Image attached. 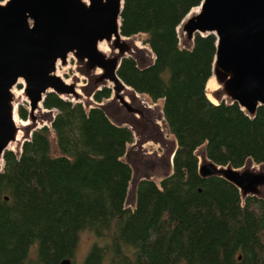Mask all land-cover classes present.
Listing matches in <instances>:
<instances>
[{"label": "trees", "instance_id": "1", "mask_svg": "<svg viewBox=\"0 0 264 264\" xmlns=\"http://www.w3.org/2000/svg\"><path fill=\"white\" fill-rule=\"evenodd\" d=\"M203 0H124L121 33L143 37L155 60L122 61L120 79L152 103L162 102L177 142L173 174L142 181L134 208L126 201L134 134L99 107L46 96L56 111L0 171V264H60L83 233L97 241L83 264H264V200L243 199L222 178L202 179L197 150L219 166L264 165V108L251 118L238 104H214L206 86L217 50L214 35L184 48L177 32ZM103 88L94 100L110 99ZM27 119V112L19 109ZM54 136V138H52Z\"/></svg>", "mask_w": 264, "mask_h": 264}, {"label": "water", "instance_id": "2", "mask_svg": "<svg viewBox=\"0 0 264 264\" xmlns=\"http://www.w3.org/2000/svg\"><path fill=\"white\" fill-rule=\"evenodd\" d=\"M123 8L124 0L0 2V169L6 151L22 152L31 140L36 130L31 131L37 126L36 112L48 94L77 103L85 99L77 83H68L57 73L59 63L66 66L71 56L88 79L87 96L111 89L109 113L118 115L114 124L133 128L138 136V155L141 146L164 137L159 116L118 75L124 59H134L141 68L153 63L145 48L122 35ZM177 32L186 45L194 44L197 35L216 37L212 67L216 85L211 88L207 83L206 90L217 103L208 98L214 104H238L247 116L256 117L258 109L264 108V0H203L182 20ZM102 43L109 46V52L100 49ZM20 81L25 85L24 94L16 96ZM24 97L30 104L29 126L18 123V104ZM101 109L108 116L105 108ZM176 151L171 159L173 166ZM254 165L250 160L240 169L219 166L205 152L199 162V175L202 179L226 180L243 199L264 200V165ZM144 180L150 179L141 177L136 198ZM60 264L73 263L65 259Z\"/></svg>", "mask_w": 264, "mask_h": 264}, {"label": "rangeland", "instance_id": "3", "mask_svg": "<svg viewBox=\"0 0 264 264\" xmlns=\"http://www.w3.org/2000/svg\"><path fill=\"white\" fill-rule=\"evenodd\" d=\"M6 0H0V2H5ZM132 40H135L137 44L140 47L145 48L147 52V57L153 62L154 61V55L152 54L150 48L148 46H145L143 44V37H132L130 38ZM181 45L184 48H191L193 44L191 45H186L183 42ZM186 45V46H185ZM57 73L65 79L68 83H77L78 86V91L85 96V99L81 101V103L86 107V108H93V107H99V108H105L109 118L113 123H116V120H118V115L113 114L112 115L109 113L110 109H108V105L111 104L112 102V96L110 99L103 101L102 103H97L94 100V95L92 96H87L85 94V87L88 85V79L83 76L80 72V68L77 64L76 59L71 56L68 60V63L66 66H62L61 63H59L57 67ZM24 83L19 84L16 86L17 93H22L24 94ZM110 88L112 86H109ZM139 100L143 101L146 105L151 106L152 111L159 116V124L160 127H162V130L164 132V137L158 138L156 141L158 142H149L144 145V147L141 146L140 151L141 155L137 154L136 151L138 150L136 142H138V136L135 134V131L133 130L132 127L127 126L130 128L131 131L134 133V142L131 144L126 152L125 156V161L130 165L132 168V181L129 187L128 191V197L126 201V207L127 208H134L135 203H136V187L138 182L141 180V177L143 178H148L152 181H154L156 184H160L161 181L173 173V165L171 162L172 155L175 152L177 148V143L174 137L170 134L166 124L165 120L163 118V103L157 102V103H152L148 98L142 96L139 94ZM74 103H77L76 101H73ZM19 109H24L27 112V119L23 120L19 114H18V122L21 123L22 125H31V120H30V104L29 100L27 98H22V100L18 104ZM42 108L36 112L37 116V126L31 131H35L37 129H40L42 127H51V122L49 121L51 117H55L56 111H48L46 110L43 105L41 106ZM113 109L116 108L115 105H112ZM117 112V111H116ZM20 125V124H19ZM124 126V127H125ZM54 138V136H52ZM148 144V145H147ZM137 145V146H136ZM146 146V148H145ZM139 151V150H138ZM143 151V152H142ZM14 153L19 155L21 151L14 150ZM206 150L204 147L199 148L197 150V155L199 157V160L202 159L204 156ZM258 168H260V165H256ZM3 166L1 167L0 171L3 170ZM97 241V238L91 234V233H83L81 238H80V243L76 251L75 255V264H83L88 252L91 248V246Z\"/></svg>", "mask_w": 264, "mask_h": 264}, {"label": "bare ground", "instance_id": "4", "mask_svg": "<svg viewBox=\"0 0 264 264\" xmlns=\"http://www.w3.org/2000/svg\"><path fill=\"white\" fill-rule=\"evenodd\" d=\"M100 49L103 50L104 52H109L110 51V48L109 46L106 44V43H102L100 45ZM19 84H23V81H20ZM215 81H214V78L212 77L211 80H209L208 82V87H214L215 88ZM15 93H16V96H22L23 94L22 93H17V89L15 90ZM207 95L208 97L214 102V103H217V101L212 97V95L210 94L209 91H207ZM19 123V122H18ZM20 124V123H19ZM150 144V143H149ZM148 145V144H147ZM146 148V146H145ZM11 150H14L13 147H10ZM255 168H258L256 165H254Z\"/></svg>", "mask_w": 264, "mask_h": 264}]
</instances>
